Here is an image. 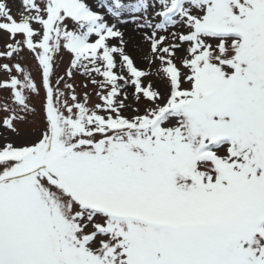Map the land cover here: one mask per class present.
Returning <instances> with one entry per match:
<instances>
[{
	"label": "snow or ice",
	"instance_id": "1",
	"mask_svg": "<svg viewBox=\"0 0 264 264\" xmlns=\"http://www.w3.org/2000/svg\"><path fill=\"white\" fill-rule=\"evenodd\" d=\"M12 2L0 264H264V0H102L115 22L88 0Z\"/></svg>",
	"mask_w": 264,
	"mask_h": 264
},
{
	"label": "rangeland",
	"instance_id": "2",
	"mask_svg": "<svg viewBox=\"0 0 264 264\" xmlns=\"http://www.w3.org/2000/svg\"><path fill=\"white\" fill-rule=\"evenodd\" d=\"M88 2L90 3V6H92L94 10L100 11L105 16L106 20H109L110 22H115V18L112 17L111 14H109L107 12L106 8L98 7V4L101 3L102 0H88ZM123 2L124 3H131V2H134V0H123ZM11 7L13 10V13H15L17 15H18L19 11L23 10L22 5L20 4V0H13V2L11 3ZM128 15H129V13H127V12L123 13L124 18H126ZM127 25H129V26H126V27H128V28L130 27V29L132 31V36H129L126 39V41L128 42L127 43V52L129 55H131L133 57V59L135 60L138 67H140L142 69H147L149 67V65H148V61L146 59H144V57L149 51V45L146 42L142 41L141 35L139 33L133 31V25H131V24H127ZM34 26L39 27V25H34ZM117 42H118L117 39L111 40V43H113V44H116ZM24 54L27 57L26 66L32 70L33 75L36 77L37 81H39L40 80V74L36 69V62L34 63L35 60L33 59L31 53H28L26 49H25ZM178 55H179V53H178ZM70 59H71V55L67 52H65V58L63 60H61L60 57H57V64L62 66V67L56 68L57 75H64V72L66 71L67 67L69 66ZM117 60H119L118 56H117ZM157 63H158V61H157ZM96 78L101 79V77H96ZM149 79H154V77H149ZM87 80H88L87 77L77 73L74 81H70V82H74L77 85L76 90L78 93L82 94L83 92H88L90 95L89 104L94 105L95 103L100 102L99 97L96 95V91H98V89H95L94 86L91 85L90 83L88 84L87 88L83 87V84L85 82H87ZM127 91L129 93H131L132 87L129 86L127 88ZM3 96H7V93L6 92H0V97H3ZM81 98H82V96H81ZM36 103H37V107H39L38 102H36ZM125 114L127 115L129 113L126 112ZM0 115H3V113H1ZM29 127H31V126H29Z\"/></svg>",
	"mask_w": 264,
	"mask_h": 264
},
{
	"label": "bare ground",
	"instance_id": "3",
	"mask_svg": "<svg viewBox=\"0 0 264 264\" xmlns=\"http://www.w3.org/2000/svg\"><path fill=\"white\" fill-rule=\"evenodd\" d=\"M126 26H129V25H124V24H122V25H118V27H120L121 28V30H123L124 32H125V40L129 37V36H132V31H131V29H130V27L128 28V27H126ZM126 27V28H125Z\"/></svg>",
	"mask_w": 264,
	"mask_h": 264
}]
</instances>
